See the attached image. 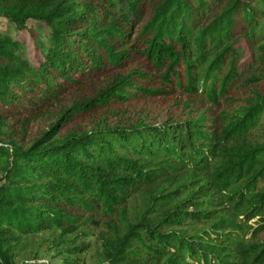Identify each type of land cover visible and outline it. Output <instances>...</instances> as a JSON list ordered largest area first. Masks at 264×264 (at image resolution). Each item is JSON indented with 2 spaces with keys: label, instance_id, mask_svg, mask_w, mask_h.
<instances>
[{
  "label": "trees",
  "instance_id": "1",
  "mask_svg": "<svg viewBox=\"0 0 264 264\" xmlns=\"http://www.w3.org/2000/svg\"><path fill=\"white\" fill-rule=\"evenodd\" d=\"M2 19L0 264H38L22 257L39 240L79 264L114 216L98 264H264V146L245 141L264 117V76L240 82L264 70V0H0ZM32 22L49 27L45 42ZM92 86L26 147L4 141L10 121L26 130ZM177 98L165 122L107 120Z\"/></svg>",
  "mask_w": 264,
  "mask_h": 264
},
{
  "label": "rangeland",
  "instance_id": "2",
  "mask_svg": "<svg viewBox=\"0 0 264 264\" xmlns=\"http://www.w3.org/2000/svg\"><path fill=\"white\" fill-rule=\"evenodd\" d=\"M30 27L35 32V37L37 42H45L46 38L49 36V27L43 23L32 22ZM13 27L10 23L5 20H0V32L11 33L13 34ZM239 55L243 57L242 51H239ZM256 71V73L254 72ZM263 74L264 70L258 68L255 70V65L252 68L245 71L241 77L240 82L250 78L252 74ZM94 86L87 88L82 91H78L71 96H68L64 99L61 104H58L56 107L48 110L42 117L32 121L27 129L21 127L15 119L10 121L9 124L5 127V137L4 141H13L18 144L27 146V143L37 136L41 131L47 129V127L53 123L54 118L62 108H68L71 106V103L75 100L83 101L86 97L93 95L95 91ZM185 104V98H177L172 101L160 100L158 102H151L146 106L130 107L126 111L120 113L119 116H111L107 120L111 125L119 127H129L132 125H137L139 123L153 124L158 122H165L169 119H174L181 114V108ZM192 107L207 109L210 108L211 114H218L221 110L220 106H215L210 104L206 100H197ZM188 110V109H187ZM104 118H101V120ZM247 143L251 145H263L264 146V117L260 121V125L253 130L249 135L246 136ZM257 183L260 187L264 186V177H259ZM141 199L136 198L130 201L128 207V218L132 219L133 214L137 208L141 205ZM74 216L83 217L84 214L81 212H73ZM112 221L117 227L121 222L114 216L112 219H102V225L98 229H94L88 239L85 240L84 244L88 245V249L84 254L81 255L79 264H98L100 259V251L102 240L100 239L101 234L108 232L106 226L103 225L106 221ZM256 220L250 221L249 225H253ZM58 234H54L50 237V240L57 239ZM40 241V240H39ZM35 241L31 243L27 250L24 252L22 260L29 261L31 263H50V264H60L64 255H60L59 251H64L62 248L47 249V245H43L42 242ZM70 249L73 248V245L68 246Z\"/></svg>",
  "mask_w": 264,
  "mask_h": 264
}]
</instances>
